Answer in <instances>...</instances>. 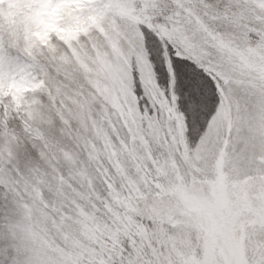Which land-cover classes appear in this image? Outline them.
Wrapping results in <instances>:
<instances>
[{
	"label": "snow or ice",
	"instance_id": "obj_1",
	"mask_svg": "<svg viewBox=\"0 0 264 264\" xmlns=\"http://www.w3.org/2000/svg\"><path fill=\"white\" fill-rule=\"evenodd\" d=\"M0 264H264V0H0Z\"/></svg>",
	"mask_w": 264,
	"mask_h": 264
}]
</instances>
